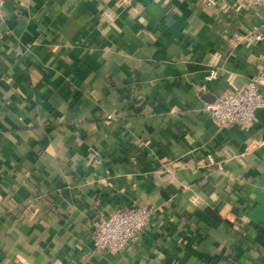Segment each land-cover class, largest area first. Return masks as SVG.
I'll list each match as a JSON object with an SVG mask.
<instances>
[{
	"label": "crops",
	"instance_id": "crops-1",
	"mask_svg": "<svg viewBox=\"0 0 264 264\" xmlns=\"http://www.w3.org/2000/svg\"><path fill=\"white\" fill-rule=\"evenodd\" d=\"M237 4L3 0L0 264H264V105L203 109L264 71ZM133 204L135 242L96 250V214Z\"/></svg>",
	"mask_w": 264,
	"mask_h": 264
},
{
	"label": "built area",
	"instance_id": "built-area-1",
	"mask_svg": "<svg viewBox=\"0 0 264 264\" xmlns=\"http://www.w3.org/2000/svg\"><path fill=\"white\" fill-rule=\"evenodd\" d=\"M208 5H217V0H199ZM237 5L245 2L248 5L262 8L264 0H236ZM129 0H115L117 5ZM240 2V3H239ZM3 18V0H0V21ZM250 43L253 39L264 38V21L262 28L256 33H245L241 36ZM264 79V71H260L241 87H233L213 101L204 102L203 109L212 114L215 120L224 124L232 122L248 127L253 122L255 110L264 105V97L258 89V83ZM264 143L263 140L258 141ZM153 208L145 204H133L128 207L116 206L106 216L101 212L92 221V239L96 250H121L131 246L138 238V233L149 220Z\"/></svg>",
	"mask_w": 264,
	"mask_h": 264
},
{
	"label": "water",
	"instance_id": "water-1",
	"mask_svg": "<svg viewBox=\"0 0 264 264\" xmlns=\"http://www.w3.org/2000/svg\"><path fill=\"white\" fill-rule=\"evenodd\" d=\"M214 100V99H213ZM213 100H210V101H213Z\"/></svg>",
	"mask_w": 264,
	"mask_h": 264
}]
</instances>
